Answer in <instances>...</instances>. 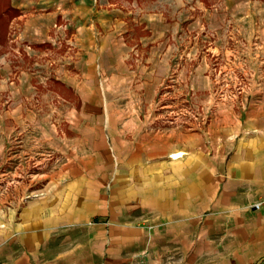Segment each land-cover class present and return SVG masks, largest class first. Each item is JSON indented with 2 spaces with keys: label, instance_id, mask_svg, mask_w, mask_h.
Masks as SVG:
<instances>
[{
  "label": "crops",
  "instance_id": "obj_1",
  "mask_svg": "<svg viewBox=\"0 0 264 264\" xmlns=\"http://www.w3.org/2000/svg\"><path fill=\"white\" fill-rule=\"evenodd\" d=\"M114 1L0 0V11L7 2L17 11L10 19L9 12L1 13L8 24L0 27V47L14 27L16 39L32 47L68 38L71 57L63 64L56 59L51 77L70 89L81 109L59 113L65 133L55 126L42 130V141L63 155L43 192L17 209L0 210V264H140L144 258L141 264L262 262L264 74L251 82L238 112L220 107L202 132L144 129L141 106L127 101L133 92L125 84L130 77L120 26L135 17L129 15L133 11L143 33L153 36L140 37L148 49L138 85L150 100L173 68L165 40L155 41L154 34H169L178 19L172 14L185 11L186 0H129L130 8ZM202 1L197 0L198 12L211 11ZM250 5L264 10V0L216 3L213 28L260 25L264 18L251 17ZM238 12L241 22L234 19ZM196 15L197 27L206 26ZM53 25L64 30L54 31ZM258 37L264 42V33ZM261 68L255 71L264 72ZM10 73V59L0 53V89L20 97H13L12 114L19 122L22 99L36 75L21 70L12 80ZM38 75L47 85L46 70ZM204 82L195 84L200 88ZM122 83L125 100L112 104L115 84Z\"/></svg>",
  "mask_w": 264,
  "mask_h": 264
},
{
  "label": "rangeland",
  "instance_id": "obj_2",
  "mask_svg": "<svg viewBox=\"0 0 264 264\" xmlns=\"http://www.w3.org/2000/svg\"><path fill=\"white\" fill-rule=\"evenodd\" d=\"M114 2H117L116 6L130 8L129 0ZM202 2L211 11L199 13L197 0H186L185 11L172 14L178 19H173L175 25H172L169 34H154V38L157 37L155 41L165 40L167 51L170 52L169 65L174 70L172 68L159 80L150 100L144 97V90L138 85L144 76L139 69L147 67L144 58L148 49L141 46L140 37L148 34L140 29L141 18L133 11L129 15L135 17L120 26L122 35H119V39L123 36L121 42L124 41L127 46L124 61L127 64V76L130 77L125 84L134 93L129 91L132 99L127 101L135 108L137 104L141 106L138 117L142 128L150 129L151 132L170 128L202 132L212 117L218 115L220 107L238 112L249 97L251 82L264 74L255 71L259 67L264 69L261 66L264 65V42L258 37V34L264 33V22L261 20L260 25L256 23L253 27L243 24L216 29L213 28L215 22L210 21L214 17L211 13H215L213 8L217 9L214 7L216 3L223 5L227 0H214L213 5L208 0ZM254 8V5L248 8L251 17L264 18V10ZM196 13L200 15L199 19L206 21V26L197 27ZM241 17V12L234 15L236 22H241ZM246 18L250 22V16ZM207 23L211 25L210 28ZM52 28L54 31L64 30L56 25ZM11 30L10 39L13 41L7 39L0 47V53L5 52L13 65V73H10L9 78L17 80L21 70L36 76L27 99H22L24 103L18 113L19 122L13 121L12 117L17 109L13 104L16 91L0 89V210L3 211L17 209L26 200L43 192L50 176L62 163L63 155L59 149L42 141V130L47 132L51 126H55L56 131L60 129L65 133L67 123L65 125L64 121L58 119L59 113L72 107L81 111L80 103L73 101L75 97L70 89L51 77L56 59H62L58 64H63L71 57L68 38L59 36L54 40L56 43L52 41L53 44L47 47L44 44L32 47L16 39L17 27ZM42 69L46 70L50 78L47 85L40 81L38 75ZM42 76L45 77V74ZM199 79L205 80L200 88L195 84ZM53 80L57 83H53ZM115 86L117 89L113 95L117 94L116 97L120 98L123 83L122 87L120 84ZM56 96L69 102H61ZM16 98L20 100V97ZM117 98L110 100L112 104L124 99ZM55 130L53 134L57 136ZM253 264H264V260Z\"/></svg>",
  "mask_w": 264,
  "mask_h": 264
},
{
  "label": "trees",
  "instance_id": "obj_3",
  "mask_svg": "<svg viewBox=\"0 0 264 264\" xmlns=\"http://www.w3.org/2000/svg\"><path fill=\"white\" fill-rule=\"evenodd\" d=\"M7 7L3 9V11H0V27H4V29H6L7 27V24H8V19H10L11 17H13L14 15L17 14V11L15 9H13L11 7V5H9V3L7 2ZM2 12H9V15H8V19L2 17L1 13ZM55 81L53 80V83ZM57 83V82H55Z\"/></svg>",
  "mask_w": 264,
  "mask_h": 264
},
{
  "label": "bare ground",
  "instance_id": "obj_4",
  "mask_svg": "<svg viewBox=\"0 0 264 264\" xmlns=\"http://www.w3.org/2000/svg\"><path fill=\"white\" fill-rule=\"evenodd\" d=\"M174 152V151H173ZM170 156H174V155H170ZM179 157V156H178Z\"/></svg>",
  "mask_w": 264,
  "mask_h": 264
}]
</instances>
